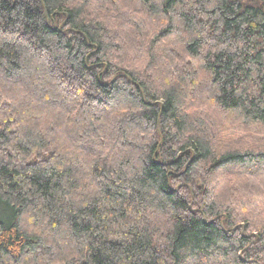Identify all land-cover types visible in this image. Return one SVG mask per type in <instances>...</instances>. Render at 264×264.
<instances>
[{"label": "trees", "instance_id": "trees-1", "mask_svg": "<svg viewBox=\"0 0 264 264\" xmlns=\"http://www.w3.org/2000/svg\"><path fill=\"white\" fill-rule=\"evenodd\" d=\"M0 264H264V0H0Z\"/></svg>", "mask_w": 264, "mask_h": 264}]
</instances>
